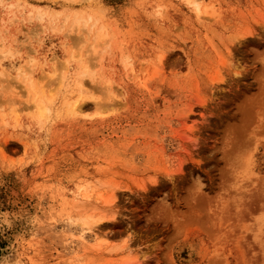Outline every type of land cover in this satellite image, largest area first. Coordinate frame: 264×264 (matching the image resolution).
Here are the masks:
<instances>
[{
  "label": "rangeland",
  "instance_id": "1",
  "mask_svg": "<svg viewBox=\"0 0 264 264\" xmlns=\"http://www.w3.org/2000/svg\"><path fill=\"white\" fill-rule=\"evenodd\" d=\"M0 49V264H264V0H0Z\"/></svg>",
  "mask_w": 264,
  "mask_h": 264
},
{
  "label": "bare ground",
  "instance_id": "2",
  "mask_svg": "<svg viewBox=\"0 0 264 264\" xmlns=\"http://www.w3.org/2000/svg\"><path fill=\"white\" fill-rule=\"evenodd\" d=\"M199 7H197V9H198ZM78 19H76V21H77ZM81 20V19H80ZM80 22V21H79ZM78 23V22H77ZM75 26H77L76 25V23L74 24ZM86 26H87V24H86ZM87 28V27H86ZM98 34V33H97ZM102 36V35H101ZM100 36V38H102V37H104V36H102L101 37ZM98 38H99V35L97 36ZM2 49H0V53L2 52L1 51ZM11 50V49H10ZM6 52V51H5ZM3 53V52H2ZM0 74H2V72L0 73ZM87 74V73H86ZM84 77H85V74H84ZM82 78H83V76H82ZM81 78V79H82ZM26 79H24V81H25ZM82 80H84V79H82ZM87 81V80H86ZM86 81H80L81 83H80V87H81V90L82 91H80L79 92V94H78V96H77V98H75V100H74V102H73V104H72V109H71V111H82V110H84L85 109V107H86V105H85V103H84V101L87 99V98H89L90 96L89 95H86V94H84L85 93V91H84V88L85 87H87V84L88 83H86ZM31 87H32V84H31ZM83 88V89H82ZM42 89V88H41ZM80 90V89H79ZM84 92V93H83ZM37 93V92H36ZM93 96V95H92ZM90 97L91 99L92 98H94V97ZM85 99V100H84ZM40 107V106H39ZM43 107V106H42ZM44 108V107H43ZM43 108H41L40 107V110H46V109H43ZM71 108V107H70ZM13 111H15V110H13ZM45 111H43V113H44ZM42 113V114H43ZM87 192H85V194H84V199H88L89 200V198H91V195H89V194H86ZM113 193V192H112ZM99 196L100 197H104L103 199H104V202H107L108 201V199L109 198H107L108 196H104L103 195V193H99ZM111 197V196H110ZM113 197V196H112ZM83 199V200H84ZM107 199V200H106ZM106 200V201H105ZM113 200V199H112ZM109 201H111V200H109ZM108 201V202H109ZM89 205H91V204H89ZM101 213V212H100ZM98 216H100V214L98 215ZM92 216H87V217H85V219H84V221H83V229H82V235L81 236H83V238H85V236L89 233V232H98L99 233V230H101L102 231V229H101V225L103 226V224L106 222V221H104V217H100V218H98V219H94V218H91ZM105 226H107V224L105 225ZM104 226V227H105ZM98 230V231H97ZM99 235V234H98Z\"/></svg>",
  "mask_w": 264,
  "mask_h": 264
}]
</instances>
